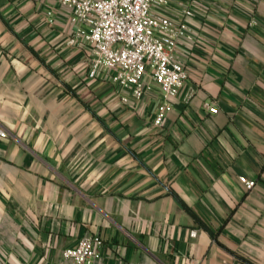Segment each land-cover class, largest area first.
I'll return each mask as SVG.
<instances>
[{
	"label": "crops",
	"instance_id": "obj_1",
	"mask_svg": "<svg viewBox=\"0 0 264 264\" xmlns=\"http://www.w3.org/2000/svg\"><path fill=\"white\" fill-rule=\"evenodd\" d=\"M166 1L191 36L158 125L159 86L90 77L59 0H0V264H65L84 236L92 264H264V0Z\"/></svg>",
	"mask_w": 264,
	"mask_h": 264
},
{
	"label": "built area",
	"instance_id": "obj_2",
	"mask_svg": "<svg viewBox=\"0 0 264 264\" xmlns=\"http://www.w3.org/2000/svg\"><path fill=\"white\" fill-rule=\"evenodd\" d=\"M59 3L71 11L70 22L79 25L68 44L82 39L91 45L90 77L100 70L113 71L112 81L122 88H131V95L139 99L150 89L144 82L149 76L162 93L163 104L155 119L156 124H161L169 102L182 90L188 77L183 63L175 57L176 43L191 36L181 20L159 10L167 1L59 0ZM204 106L212 114L217 112L216 106L207 103ZM6 137L7 132L0 127V138ZM239 181L248 191L255 185L244 176ZM101 244L97 236L80 238L74 248L63 251L65 264L96 262Z\"/></svg>",
	"mask_w": 264,
	"mask_h": 264
}]
</instances>
